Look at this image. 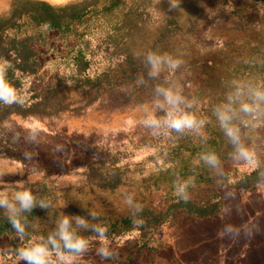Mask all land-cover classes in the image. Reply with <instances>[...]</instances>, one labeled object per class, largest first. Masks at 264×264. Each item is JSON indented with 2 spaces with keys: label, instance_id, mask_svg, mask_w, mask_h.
Returning <instances> with one entry per match:
<instances>
[{
  "label": "rangeland",
  "instance_id": "obj_1",
  "mask_svg": "<svg viewBox=\"0 0 264 264\" xmlns=\"http://www.w3.org/2000/svg\"><path fill=\"white\" fill-rule=\"evenodd\" d=\"M10 1L0 0V14ZM176 1L151 0L143 24H161ZM185 1L198 18L185 40L192 59L165 72L163 89L148 83L135 94L130 88L127 101L104 92L84 106L70 93V50L77 49L70 33L34 27L27 18L19 31H7L44 40L42 65L22 80L21 96L34 101L60 86L65 109L13 115L0 126V201L10 207L18 189L41 181L55 190L47 199L56 212L0 235V264H37L21 256L36 247L45 249V264H264V183L234 189L240 177L264 168V0ZM113 24L114 16L96 9L77 26L90 76L124 64L110 45ZM181 113L195 117L192 128L169 126ZM218 133L220 153L199 162L195 149ZM175 164L186 165L182 175L164 174ZM196 167L211 181H199ZM177 197L198 205L219 201L221 209L205 219L180 210L138 229ZM121 218H131L132 229L117 235ZM64 231L84 247L66 252ZM51 243L58 248L44 247Z\"/></svg>",
  "mask_w": 264,
  "mask_h": 264
},
{
  "label": "trees",
  "instance_id": "obj_2",
  "mask_svg": "<svg viewBox=\"0 0 264 264\" xmlns=\"http://www.w3.org/2000/svg\"><path fill=\"white\" fill-rule=\"evenodd\" d=\"M150 3L151 0H71L62 4H51L43 0H11L8 11L0 14V68L5 84L14 90L15 99L10 104L0 99V126L13 115L46 116L65 109L61 103L64 100L63 87L60 86L51 87L45 95L34 101L21 96L22 80L36 74L42 65L40 53L44 46L40 34L24 37L7 35L8 30L19 31L25 24L23 21L25 18L34 27H45L58 33L66 31L74 38L71 41L72 46H77V49L71 48L70 52H73L75 72L71 76L68 89L71 90L70 93L80 96L84 106L101 97L104 92L115 96L121 93L125 96L124 101H127L130 88L135 87V94H142V87L148 83L154 85V88L163 89L165 72L170 68L177 70L178 66L183 67L187 64L186 61L190 62L192 59L187 47L188 42L185 40L197 27L195 23L198 18L193 16V10L189 9L190 1L177 0L173 11L163 13L161 24H143V15ZM183 4L185 10L181 12ZM96 9L116 19V24L112 25L108 37L110 45L123 56L124 64L118 72H101L90 76L86 73L89 62L80 47L81 42H78L80 34L77 26L83 23L91 10ZM150 57L158 62L154 65ZM222 142L220 133L205 140L203 145L195 149L199 162L204 163L206 159L217 156L221 151ZM178 160L183 162L182 157ZM186 168V165L179 168L175 164L169 166L164 174H170L171 178L175 175L180 176ZM197 175L199 181H211L210 177L201 173V170ZM262 183L264 168H258L240 177L234 184V189L247 192ZM54 191L51 185L47 188L46 184L39 181L18 189L19 197L12 206H6L0 201V235L19 231L27 223L47 213H53L55 216L52 203L47 199L50 192ZM25 193L30 197L26 203L21 199ZM175 199L164 212L156 215L148 212L151 219H144L138 229L143 230L149 227V224L163 222L166 216L180 210L196 219H205L214 217L221 209L219 201L198 205L182 197ZM115 223L119 225L117 235L132 229L131 218H121ZM71 239L73 242L79 240L76 234H73ZM62 245L66 252L76 251L68 248L65 240ZM44 247L58 248L55 243L44 244Z\"/></svg>",
  "mask_w": 264,
  "mask_h": 264
},
{
  "label": "clouds",
  "instance_id": "obj_3",
  "mask_svg": "<svg viewBox=\"0 0 264 264\" xmlns=\"http://www.w3.org/2000/svg\"><path fill=\"white\" fill-rule=\"evenodd\" d=\"M150 59H152L154 65L158 62L152 57H150ZM172 66L175 67V65ZM165 95L170 103L174 102V97L170 92H166ZM0 99L4 100L6 103L9 104L15 99L14 90L8 87L4 82L2 68H0ZM195 123V117L186 113L176 114L172 116L169 120V126L177 130H182L184 128H192ZM21 199L26 203L30 199V197L27 193H25L23 194ZM64 223L66 225L67 221H65ZM62 239L65 240L66 246L68 248L74 249L76 251H80L85 245V241L83 240H77L73 242L71 236L67 233V231L62 232ZM45 254V249L41 247H36L31 250L23 251L21 253V256L25 259H28L29 261H36L37 264H45Z\"/></svg>",
  "mask_w": 264,
  "mask_h": 264
},
{
  "label": "bare ground",
  "instance_id": "obj_4",
  "mask_svg": "<svg viewBox=\"0 0 264 264\" xmlns=\"http://www.w3.org/2000/svg\"><path fill=\"white\" fill-rule=\"evenodd\" d=\"M50 2H59V1H63V0H48Z\"/></svg>",
  "mask_w": 264,
  "mask_h": 264
},
{
  "label": "crops",
  "instance_id": "obj_5",
  "mask_svg": "<svg viewBox=\"0 0 264 264\" xmlns=\"http://www.w3.org/2000/svg\"><path fill=\"white\" fill-rule=\"evenodd\" d=\"M64 1H66V0H63V1H59V2H52V3H61V2H64Z\"/></svg>",
  "mask_w": 264,
  "mask_h": 264
}]
</instances>
